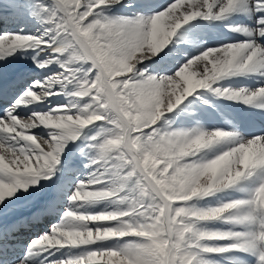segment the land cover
I'll list each match as a JSON object with an SVG mask.
<instances>
[{"label":"snow or ice","instance_id":"6c2138e0","mask_svg":"<svg viewBox=\"0 0 264 264\" xmlns=\"http://www.w3.org/2000/svg\"><path fill=\"white\" fill-rule=\"evenodd\" d=\"M0 264H264V0H0Z\"/></svg>","mask_w":264,"mask_h":264},{"label":"rangeland","instance_id":"374dc122","mask_svg":"<svg viewBox=\"0 0 264 264\" xmlns=\"http://www.w3.org/2000/svg\"><path fill=\"white\" fill-rule=\"evenodd\" d=\"M10 219H14V217L13 218H10Z\"/></svg>","mask_w":264,"mask_h":264}]
</instances>
